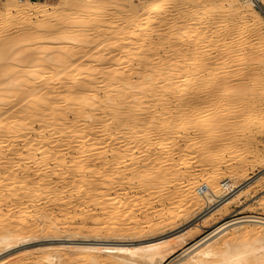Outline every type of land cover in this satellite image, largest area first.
I'll return each instance as SVG.
<instances>
[{
  "label": "bare ground",
  "instance_id": "bare-ground-1",
  "mask_svg": "<svg viewBox=\"0 0 264 264\" xmlns=\"http://www.w3.org/2000/svg\"><path fill=\"white\" fill-rule=\"evenodd\" d=\"M12 1L13 5L0 15V20L11 21V26L23 16H37L41 21L52 10L47 4L23 5L20 0ZM149 1L64 0V10L60 8L59 15L64 19L69 16L71 22L59 25V43L43 51L38 48L23 53L25 58L20 57L22 41L0 37L2 250L39 238L58 237L67 231L80 232L90 212L97 213L91 224L98 236L105 234L107 240L133 235L138 229L135 223V229L121 230L120 219L112 220L110 216L109 225L105 221L108 209L122 210L130 216L131 206H119L114 200L108 204L102 199L118 188L127 194L125 191L134 187V180L140 186L136 194L141 199L156 194L158 180L164 182L172 177V182L180 186L183 182L178 180L177 171L185 158L178 165H169L170 156L180 152H188L191 163L199 169L226 163L223 146L228 140V114L233 111L236 119L243 121L248 108L264 105L260 91L264 89V52L249 47L254 39H262L258 38L257 28L247 24L232 31L224 28L226 32L218 38L217 32L211 33L217 26L216 20L205 22L201 35L188 41L190 46L183 38L187 36V25L196 22L191 19V11L203 8L206 1ZM260 1L245 0L238 15L243 18L246 12L255 14L253 7ZM174 4H180L179 8H173ZM237 4V0H219L217 6L229 15ZM176 21L180 24L177 31L153 39L155 32L163 33L162 28ZM18 43L19 51L15 50ZM179 43L182 49H175ZM34 45L32 40H26L24 46ZM235 46L240 47L238 53ZM161 53L169 55L164 58ZM42 68L50 71L44 74ZM205 104L210 114L203 107ZM260 128L264 126L261 124ZM211 133L220 147L218 151H210L197 141L203 137L210 142ZM19 141L23 142L22 149ZM143 155L146 158L139 163L138 158ZM231 172L230 177L220 180V170L215 169L203 183L207 186L204 193L197 189L194 179L187 191L174 197L196 205L204 201L206 208L198 220L206 219L240 198L242 188L249 187L250 179L238 185L234 182L242 170ZM212 184H218L220 189ZM74 222L77 229L73 228ZM238 224L253 226L241 231L251 237V243L227 248L217 257L211 244L215 246L217 239L227 234L226 230ZM196 227L194 224L188 231ZM180 237L175 239L182 241ZM212 238L216 239L208 245L204 242L192 246L188 264H264V218L226 222L209 240ZM160 239L105 251L114 253L110 264H161L169 255L164 250L170 240ZM37 251L46 257L29 264H80L77 260L83 258L87 264H102V249L95 246L82 251L64 246ZM77 252L83 257L75 258ZM212 256L213 259L204 260Z\"/></svg>",
  "mask_w": 264,
  "mask_h": 264
},
{
  "label": "rangeland",
  "instance_id": "rangeland-1",
  "mask_svg": "<svg viewBox=\"0 0 264 264\" xmlns=\"http://www.w3.org/2000/svg\"><path fill=\"white\" fill-rule=\"evenodd\" d=\"M20 1H22L23 5L47 4L48 7L51 8L52 10H48L46 12L47 14H45L46 16L44 17L45 19L43 18V20L41 21H40L41 18L37 16L35 17L33 16V18H30V19L23 16V17L17 18L16 25L11 26V21L4 22L0 20V37L2 38L5 37L8 39L15 38L17 39L16 41L18 42L22 41L21 48L19 47L20 45L18 43V46L15 49L19 51V48H20V51H23L20 55H22L23 53L24 55L29 54L33 49L38 50L39 48V50L43 51L44 48L57 45L59 43L58 30L60 29V26L63 24H70L69 22H71L69 19L70 18L69 16H67L69 18L65 17L66 19H64L62 15H59V13L61 12V9L64 10L63 9V7L65 6V4L63 3L64 0H20ZM143 1L150 2L149 0H143ZM205 1L207 4L206 6H204L203 8H194L197 11H195L194 9H193L194 11L193 10L191 11V13L194 14V16L191 17V19H195L196 22L195 23L190 22L191 24L189 23L187 25L186 30L184 29L187 35L186 37L183 38L185 42L189 43L190 45L191 42H188V41L192 39V42H193L196 38H198L201 35L202 30L205 27L204 25L205 22L209 23V22H214L213 20H216L214 23H216L218 27L217 26L213 27L215 31L212 30L213 32L211 33L214 34L217 32L216 35L218 36V38L222 37V34L226 32L224 30L227 28H228L227 30H230L231 28V31H232L233 29L234 30L238 29V26L240 28L243 24H247V25H250L251 27L257 28L256 31L258 33L257 35H259L258 38L259 39L262 38V39H260L261 41H257L256 39H254L251 42V44H249V47H251V49L257 48L259 53H261L260 51L264 52V45H262V43H264V22H262L264 21V0H261L259 4H256V6L253 7L254 10L256 11L255 14L251 12H248V13L246 12L244 13L243 18H241L242 16L240 17L238 15V12L241 11V7L243 6L242 4L244 3L245 0L244 1L237 0L238 4L236 8L238 10L237 9L233 10V12L230 13L229 15H226L225 13H223L221 9L217 6V3L219 0H205ZM11 5H13L12 0H0V15H2L6 9H9ZM173 6H174L173 8L178 9L180 4L179 5L174 4ZM203 12L205 13L203 14ZM196 15L199 16V17L197 16L198 18H200L199 20L198 18L196 19ZM179 25L180 24L178 23V21H176V23L173 22V24L165 26L167 30H165L166 28L164 27L162 28L163 33L158 34L157 32H155L153 35L154 37L153 39L154 40L157 38L159 39V37L161 36L163 37L165 33H169V31L171 32L177 31L178 29L177 27H179ZM257 25L259 26L261 25V26L258 28L256 27ZM195 28L198 30H195ZM219 28H220V31H218ZM26 40H32V42L35 43L34 47L27 48L26 46H24ZM227 40L229 41V38ZM166 44L167 42H164L163 45L164 47L167 48L168 44L167 46ZM179 45H177L178 47L175 49L180 50V48L182 47L181 46L182 44L179 43ZM239 49H240L239 46H235V51H237L236 53H238ZM17 51L14 52L15 55H17L16 53ZM166 55L167 56L161 53L160 56H164L165 58V57H168L169 54H166ZM20 57L25 58L26 56L22 55ZM262 58L264 57H261V59ZM44 70L45 69H43V71ZM46 70L45 72H43L44 74L50 71L48 69L46 72ZM3 87L8 88L9 85H6V87L4 85ZM260 91L262 94H264V89ZM262 106L264 105H260V106L255 105L253 107H250L251 109L248 108L249 109V110L247 109L248 111L247 110L246 112L243 111L244 112L243 114L245 115L248 114L244 118L243 121L242 119L241 120L236 119V114L233 111H230V114H228V117L226 118L228 125L226 126V131H225V134L228 140L226 141L227 143L225 144V146H223L226 148V154H225L226 163H219L216 166H205V167L200 168L202 170L201 171L195 163L193 162L191 163L190 160L192 159V156L190 157V154L188 152H184V154L180 152L183 154V155L181 154L182 156L180 155V153H177L178 155L174 154L170 156L171 162L169 164V165H178V163L181 162L180 159H183V157L185 158L182 160L181 164L179 163V167L177 171L178 180H181V182H183L180 186L172 182V177H171V180L166 179L164 180V182L163 181L160 182V180H158L156 187H158L159 189L156 191V194L154 196H151L150 198L141 199L136 194L140 186L137 180H134L133 181L134 187H130V189L126 190L125 191L127 192V194L125 193L126 195L124 194L123 190L118 188V190L116 189L115 192H111L110 196H107L108 198L105 197L104 199H102L108 204L114 200V202L118 203L119 206L126 205V204L128 206H131L132 215L130 216L126 215V213H124V211L122 212V210H119V212L118 211L115 212L116 210L108 209L109 211L107 210V212L109 214L105 212V215H106L105 219L107 218L105 221L109 225L112 223L110 216H112V220L120 219L121 221L120 220L119 221L121 224L120 226L121 230L133 229L134 228L133 225L135 223L138 229L134 228L135 232L133 235L126 234L127 236L124 235L126 237H123V239L117 236V237L108 238L107 240L106 238H104L105 234L98 236V233L93 232V227L91 224V222L95 219L94 215H96L97 213L90 212L85 217L86 224L84 226V229L81 230L82 232L81 231L79 232L78 230L77 231L79 233L77 231L73 233L71 231H67L68 233L66 232L65 234L58 235V237L39 238L37 240H32L30 242L15 246L14 248H11L7 251L2 250L0 247V264H29V262H31L32 260L40 261L44 259V257L46 256L45 254H42L41 252L35 253V251L37 250L40 251L41 249L46 250V248H54V247H60V246L77 247L78 249H80V251H82V249L87 246H95V247L101 248L102 252H100V257L102 258L100 259V261H102V264H110L109 258L114 256V253L112 251L111 252L105 251V249H109V248L111 249V248H116L120 246H127V247L139 246L147 242H156L160 238H161L160 240L164 238L163 240L169 239L172 242L171 244V242L169 241V246L164 250V253L165 254L169 253V255L166 257L164 262L161 264H188L190 262L189 258L192 256L191 254L193 253V252L192 253L190 252L192 249V246L193 248H195L196 246L204 242L207 243V245L209 242L212 243L216 238L215 239L212 238L211 240L209 239L213 235L214 231H216V229L222 224L226 222H236L245 217L264 218V129L260 128L261 124L262 126H264V116H262L264 115V113H262L264 111H261V110H264V107ZM203 107H207L205 108L207 110V114L208 113L210 114L208 105L205 104L203 105ZM249 115L253 119L256 118V120H253ZM257 120H259L260 122ZM212 135H213V139L210 140V142L206 141L205 138L203 137H200L199 139H197V141L200 142L201 146H204V147L207 146L210 151L211 150L218 151L220 147L218 146V143L215 142L214 134ZM19 142H20L18 143L19 148L21 146L20 149H22L23 142L22 141H19ZM179 145H182V143H179ZM3 151L5 152L6 150H3ZM188 157H190L191 159ZM145 158L146 156L144 155L142 156V158L140 156L138 158L139 163H142ZM188 160H189V163H188ZM243 161L245 163L240 164ZM215 169L220 170V175L222 176L220 180L230 177L232 174L231 172L232 169H236L238 171L242 170V173H240L241 175L240 174L237 175V178L234 180L235 184L238 185L246 181L247 179H250V185L249 187L245 189L242 188L241 192L243 193L240 195V198L236 199L231 204H229L228 206H225V208H222L218 212L213 213L208 218L206 219L204 218L199 221L198 219L200 218L199 217L200 213L206 208L205 202L200 201L197 204L198 205L197 206L196 204H193V203L182 202L178 197H174V196L182 193L183 191H187L189 188L188 186L190 185V182L192 183L194 179L197 180V189L200 190L201 193H204V191H206L207 186H205L203 183L206 182L205 179H207L208 175L212 173ZM191 173L193 177H190ZM118 176L116 177L118 178ZM212 186L213 188L220 189L218 184H212ZM137 198L139 199V201ZM4 209L6 210V208ZM178 211L179 212L181 211L182 213H178ZM56 214L58 215L57 217H59L58 212ZM74 224L75 225L73 226V228L77 229V227H79L78 224H76V222H74ZM194 224H197V227L188 231V229H190L192 225ZM140 226H142V228ZM251 227L253 226L247 227L245 226V224H238V225H235L229 228L230 230L229 229L226 230L225 232H227V234L217 239L218 242L215 245L216 249H215V246L211 244V246L213 247L211 248L214 249V252L216 253L217 257L218 255H221L224 252H226V250L228 251L227 248L232 250L233 247H241L243 245L250 244L252 241L251 237L243 235L241 231H243L245 228H251ZM92 232L94 235L91 236L90 234H92ZM180 235H181L180 240L182 241L176 240L175 238ZM67 236L69 237L66 238ZM196 243L197 244L199 243V244L197 245ZM225 244H227L228 246L225 247ZM205 246L206 244L202 246V248H204ZM219 250L220 251L222 250V251L220 252ZM74 255H75L74 256L75 258L83 257L82 256L83 254L81 252H77ZM207 259L211 260L213 259V256L211 258L209 257L204 258V260H207ZM179 261H182V262L180 263ZM77 262H80V264H87V262L85 261V258H83L80 261L77 260ZM40 264H49V263H44L43 261ZM138 264H144V262L141 261V263H138Z\"/></svg>",
  "mask_w": 264,
  "mask_h": 264
}]
</instances>
